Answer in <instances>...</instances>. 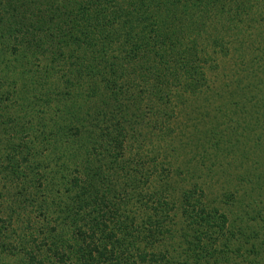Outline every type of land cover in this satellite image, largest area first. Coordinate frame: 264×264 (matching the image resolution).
<instances>
[{
  "label": "rangeland",
  "instance_id": "obj_1",
  "mask_svg": "<svg viewBox=\"0 0 264 264\" xmlns=\"http://www.w3.org/2000/svg\"><path fill=\"white\" fill-rule=\"evenodd\" d=\"M63 1L34 0V4L27 7L29 13L22 20L23 31L20 36L18 33L17 37L9 35L1 25L0 61L6 65L0 64V69L4 67L5 71L3 75L0 74V79H21V91L17 89L11 101H7L6 97L0 100L3 106V110L0 108L3 113L0 117L1 126L5 127L4 122L9 115L16 119L20 128L14 134L16 138L22 136L21 142L29 145V137L36 147L47 148L56 139L53 134L60 132L54 123L61 122L64 126L63 121L55 119L34 122L41 121L43 108L54 107L57 92L69 86L70 78L81 72L89 82H98L101 91L69 105L72 117L63 128L67 132V138L64 136L63 139L70 140L74 137L73 140H76L75 130L82 127V118L95 123L96 107L109 101L107 96L112 94L116 97L113 99L114 104H118L121 99L126 106L117 115L119 119L124 118L126 127L122 132L123 136L131 129L135 133V137H130L125 144L137 146L133 151L138 152V156L144 161L141 174L138 173L135 177L142 181L146 178L145 183L138 181L137 185L135 179L128 178L136 184V189L131 194L129 192V200L133 203H121L117 215L111 218V225L122 224V221L127 224L128 215L133 217L135 223L147 217L158 218L167 223L172 212L153 211L148 206L154 205V202L145 200L143 192L155 191L157 196L163 195L169 204L171 196L174 197L172 200H178L183 191H187L189 194L186 193L183 197L187 203L192 200L191 191L195 188L203 191L204 195L200 199L208 206L218 207L230 215L239 208L246 210L242 216L247 224L263 237L264 39L261 42L259 40L264 38V7L248 0L249 4L244 6L245 9H238L241 14L233 17L237 10L235 0H221L224 11L217 9L219 6L215 0H143L142 8L149 15L147 18L145 13L147 22H151L150 27L154 31L160 30L163 34L160 45L158 44L159 52L149 51L150 57L140 51L123 56L121 45L119 49L115 48V54L113 51L110 63L101 65L103 70L100 75L95 73L94 76L92 72L96 67L92 69L93 63H87L90 71L82 73L84 66L75 68L68 61V49L79 50L77 53H80V49L88 48L87 45L92 43L93 17L88 11L84 14L78 10L69 15L63 9L56 11L55 2ZM129 1L138 4L136 0ZM240 1L245 4L247 0ZM74 5L71 3L72 8ZM22 8L25 9L24 6ZM113 8L118 10V5L113 4ZM246 12H252L249 15L252 14L253 18L247 21L244 16ZM231 16L237 20H233ZM10 18L11 22L18 20L14 14H10ZM118 23L119 18H115L110 26L115 27ZM8 24L9 22L3 25ZM119 44L117 42L112 46ZM126 49L128 46L124 44V50ZM58 51L62 53L58 54ZM81 54L86 53L81 51ZM165 56H170L169 63L160 60ZM159 61L163 67L175 71L182 78L179 79L181 88L177 86L175 79L171 80L173 90L169 96H161L154 117L152 111H156L157 107L149 102L151 98L142 88L144 79L152 76V70L148 67ZM192 80L193 89L188 88ZM123 83L130 87L119 95L118 91ZM183 87L187 89L182 90ZM70 95L72 93L67 96L65 94L63 100L73 102L77 99H69ZM20 105L18 111L11 110ZM85 105H91V109L87 110ZM112 110L113 106L109 108V113ZM111 117L112 114H109L101 123L107 124L106 129L115 126L119 128L120 125ZM106 129L104 130L107 131ZM74 132L75 135H72ZM105 142L106 145H112L108 139ZM25 144L22 143L15 149L9 160L1 161L0 169L3 166L23 167L33 160L34 157L26 154L32 152V148L25 147ZM109 146L106 152L113 153L114 150ZM38 152V157L46 153L41 149ZM127 152L130 154L129 149ZM43 162L48 164L49 161ZM162 165L170 168L167 180L162 181L153 174L148 179V174L156 172L157 166ZM74 166L79 173L88 174L87 166L91 165L82 160V164H71V167ZM175 167L180 169L174 170ZM55 173V166H44L40 170L41 175H46L43 177L44 181H51L47 182L49 187L54 181ZM31 176V171L29 174L20 173L17 175L16 185L0 179V188L7 190L6 196L2 198L0 216L9 222V228L0 231V243L10 239L11 244L15 245L12 251L0 250V263L19 264L23 251H15L17 245L29 248L28 251L36 256L47 258L51 248L47 250L41 240H46L48 234L52 233H57L55 238H67L68 229L60 216L68 209V197L59 200L58 206L52 204V201H57L52 199V190L44 188L46 182L41 179L31 180L38 187L31 205L23 198L27 191L24 181ZM141 184H144V190L141 189ZM127 196L122 202L127 200ZM108 198H111L110 194ZM129 207L133 210L136 207L137 212H127ZM238 216L232 220L238 222ZM52 225L54 226L49 227ZM179 226L178 223L173 228L178 230ZM118 227L124 231V227ZM135 235L136 233L130 237ZM32 236L35 239L29 241ZM124 244L122 242L116 248L119 249ZM232 257L226 263L221 261L218 264H230L231 261L233 264ZM51 258L54 259L53 255ZM133 259L137 258L132 256L120 264H133ZM236 260L242 261L241 264L247 263L245 258Z\"/></svg>",
  "mask_w": 264,
  "mask_h": 264
},
{
  "label": "trees",
  "instance_id": "obj_2",
  "mask_svg": "<svg viewBox=\"0 0 264 264\" xmlns=\"http://www.w3.org/2000/svg\"><path fill=\"white\" fill-rule=\"evenodd\" d=\"M142 1L136 0L137 5L129 0H75L74 2H71V0L65 2L64 0L60 3L55 2L56 11L63 9L67 15L78 10L84 14H87L88 11L93 17L91 27L93 28L92 43L87 45L89 49L84 47L80 49V53H77L79 50L68 49V61L75 68H78L79 65L84 66L82 73H88L89 67L87 63H93L92 69L96 68L92 74L97 73V75H100L103 70L101 65L110 63L113 51L115 48L119 49L121 45L123 47V56L125 54L130 56V53L135 51L147 54L148 57H150L148 52L151 50L158 53L160 48L158 44L159 41L161 42L163 34L160 30L154 31L150 27L151 22H147L149 15L145 12V8H142ZM215 1L219 6L217 9L224 11L225 7L222 5L224 3L221 0ZM250 1L253 4H259V6L264 7V0ZM234 2L237 5V10L234 11L233 17L236 14H241V11L238 10L239 8L243 9L245 5L249 4L248 0L245 4L241 3L240 0H235ZM71 3L77 6L75 7L74 5V8H72ZM33 4L34 0L32 3L31 0H0V29L2 25L4 32L16 37L18 33L20 36V32L23 31L22 20L29 13L27 7ZM113 4L118 5V10L113 8ZM10 14L18 17L17 22H11ZM249 14L247 12L244 14L247 17V21L252 17V14ZM115 18H119V23L117 26L112 27L110 23ZM152 20L154 19L152 18ZM8 22L7 26L3 25ZM1 36L2 33L0 32ZM263 39L261 37L259 42ZM117 42L120 43L118 46H112ZM124 44L128 46V49L124 50ZM81 51H85L86 54L82 55ZM61 53L62 51H58V54ZM160 60L164 63H169L171 58L170 56H165ZM154 63L155 65L151 62L150 64L152 65L149 66V64V67L147 66L152 70V76L144 79L145 83L143 88H141L151 98L149 102H152V105L157 107L156 111H152L155 117L161 96H169L173 90L171 80L175 79L174 81L179 86V79L182 77L175 71L163 67L160 61ZM0 64L6 65L3 61H0ZM3 68L0 69L1 75L5 73ZM80 74L81 72L77 76L70 78V85L58 91L54 97L56 102L54 107L45 106L41 111V114H43V117L41 115V121H35L34 123L62 119L66 127L72 117L69 107L74 103L85 100L95 92L100 93L101 89L98 82H89L87 78L85 79V76L81 74V77ZM5 77L6 74L4 75ZM20 81H17V79L1 80L0 100L6 97L7 101H11L15 97L17 89H19V92L21 91ZM193 83L194 80L189 83L188 88L193 89ZM16 84L18 85L16 86ZM129 87V85L123 83L118 91L119 95ZM186 89V87L182 88V90ZM71 93L72 95L68 98L77 97V99L73 102L64 101L63 97L65 94L67 96ZM107 97H109V101L96 107L94 114L95 123L90 119L82 118L80 121L82 127L76 128L75 132L77 135H75V132L72 134L76 136L75 141L73 140L74 137L70 140L63 139L67 133L63 130L64 126L61 122L54 123L60 132L53 134L56 139L50 142L49 148L36 147L29 137H27L29 145L21 142L22 136L16 138L14 134L20 128L16 119L9 115H7V121L4 122L5 127L1 126L0 121V163L3 160H9L14 155V150L19 148L22 143L25 144V147L31 146L32 152H27L26 154L32 158L34 157L33 160H30L23 167L13 168L9 166L7 168V166H3L0 169V179L3 181L8 180L9 184L11 182L16 185L17 175L22 172L23 174L25 172L29 174L31 171L32 176L24 181L27 191L23 198H26L32 205L38 187L31 180L39 181L41 179L44 181L43 177L46 175L40 174L41 168L44 166H55L54 181L50 187L47 184L48 181H44L46 182L44 188L52 190V199L57 202L52 201L51 203L57 206L59 200H63V197H68L66 201L68 209L60 216L68 229L67 238H55L57 233H52L48 234L46 240H41L46 245L47 250L51 248L50 256L47 258L36 256L28 251L29 248L26 249L21 245H17L15 251L18 249L23 251L19 264H120V262L132 256L137 258L132 260L133 264H218L221 261L226 263L232 256L233 264L242 263V261H237L236 258H245L246 264H264V236H259L258 232L247 224L244 216H242L246 213V210L239 208L233 215H230L218 207L208 206L201 201L200 197L204 194L199 189H192L191 193H193V196L191 201L186 203L183 200L185 194L188 193L183 191L182 197L178 200H172L174 197L171 196L169 204L165 201L163 195L157 196L155 191L143 192L145 200L154 202V205L150 204L148 206L153 211L172 212V217L167 223L154 217L140 219L139 222L135 223L133 217L127 213L129 216L127 221L129 222L126 224L124 223L125 221H122V224H118L124 227L123 232L118 225H111V218L117 215L121 203H133L132 200H129V192L131 194L136 189V184L130 182L128 178L136 180L135 176L138 173L141 174L140 171L143 169L144 161L140 159L138 152L134 153L133 151V149L138 148L137 146L125 144V141H129L130 137H135L133 129L123 136L122 132L125 131L126 127L123 122L124 118H117L119 112L126 106H124L121 99H119L118 104H114L113 99L116 97L112 94ZM85 106L87 110L91 109V105ZM112 106V113H109V108ZM0 108L3 110L1 102ZM20 108L21 105L11 110L15 112ZM1 113L0 117L3 114ZM109 114H112L111 118L114 119L118 126L120 125L119 128L115 126L106 129L105 126L107 124L101 123L107 119L106 116ZM91 123H94V125ZM157 123H159V118ZM87 124L91 125L84 126ZM119 135L121 136L119 137ZM105 139H108L112 145H106ZM108 146L114 150L113 153L106 152ZM40 149L46 153L38 157L40 155L38 150ZM128 149L130 154L127 152ZM44 160L49 161L48 164L43 162ZM82 160L86 164L91 165L87 166L88 174L79 173L75 166L71 167V164H82ZM179 169L175 167L174 170ZM2 170L4 171L1 172ZM169 173L170 168L168 165L157 166L156 172L148 174V179L153 174L156 178L166 181ZM145 179L142 181L137 178V185H139L138 181L145 183ZM49 182L51 183V181ZM143 185H140L142 190L145 189ZM6 191L0 188V209L3 208L2 198L6 196ZM108 194L111 195V198H108ZM126 195H128L127 200L122 202ZM198 196L199 198H197ZM177 206H179L178 211ZM136 207L135 210L129 207L130 210L126 211L137 212ZM236 216H238V222L232 220ZM174 223H179L178 230L173 228ZM49 227L45 226V228ZM5 228H9V222L0 216V231ZM172 231H175V233L173 234ZM134 233L136 235L130 237ZM34 239L35 237L32 236L29 241ZM122 242L125 244L117 249L116 247ZM0 247L2 252H9L12 251V248H15V245L11 244L9 239V241L0 243ZM51 254L54 259L51 258Z\"/></svg>",
  "mask_w": 264,
  "mask_h": 264
}]
</instances>
